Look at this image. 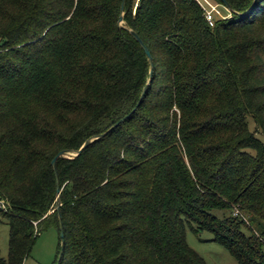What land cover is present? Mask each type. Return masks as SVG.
<instances>
[{"label":"trees","instance_id":"16d2710c","mask_svg":"<svg viewBox=\"0 0 264 264\" xmlns=\"http://www.w3.org/2000/svg\"><path fill=\"white\" fill-rule=\"evenodd\" d=\"M226 1L211 27L196 0H126L121 27L123 0H0V264L61 235L52 161L102 135L58 160L55 264H207L188 228L264 264V0Z\"/></svg>","mask_w":264,"mask_h":264},{"label":"rangeland","instance_id":"374dc122","mask_svg":"<svg viewBox=\"0 0 264 264\" xmlns=\"http://www.w3.org/2000/svg\"><path fill=\"white\" fill-rule=\"evenodd\" d=\"M213 6L218 7V11L222 16L216 15V18L226 19L230 17L228 10L223 5L216 3L214 0H208ZM250 128L256 132L254 122L249 119ZM258 139L264 142V135L260 132L256 133ZM222 217V212H215ZM236 214L243 217L247 222V218L236 210ZM187 244L191 249L198 253L207 264H237L234 257L222 245L212 241L213 236L209 233H196L190 228L187 229ZM10 228L7 222L0 226V251L3 258L8 259L10 254L9 248ZM61 235L56 228H49L41 233L30 256L25 260L24 264H55L60 256L59 251L61 245Z\"/></svg>","mask_w":264,"mask_h":264},{"label":"water","instance_id":"95a60500","mask_svg":"<svg viewBox=\"0 0 264 264\" xmlns=\"http://www.w3.org/2000/svg\"><path fill=\"white\" fill-rule=\"evenodd\" d=\"M222 1H223V4H224V7L232 14L233 10H232L231 6L229 5V3L226 0H222ZM256 2H257V0H254V4ZM125 3H126V0H123L122 6H121V16H120V25H121V27H122V25L124 23ZM130 32H131L132 36L136 39V41L141 45L142 49L145 51L146 55L149 58L150 65H151L150 76L152 77L153 73H154V68H153L154 61H153V58L151 56V53H150L148 47L143 42V40L140 38V36L137 33L133 32V31H130ZM147 91H148V86L144 89V91L142 93L141 99H140V101H139V103L137 105L138 107L141 106V104L143 103V99H144ZM134 112H135V110H133V112L131 114H133ZM129 117H130V115L127 116L125 119H127ZM119 124H117L116 126H118ZM103 136H105V135L94 137V138L88 140L84 144V146L77 152L62 151L52 161L51 165H52V168H53V170L55 172V175H56V178H57V194H58V199H57V202H56L55 211H57V213L59 215L61 240H62V242H61V253H60V256H59V262H60V260L62 258L63 251L65 250V243H64V224H63V219H62V215H61V206H62V204H61V192H62V190H61L60 185H59L58 160L61 159V158H66V159H75V158H77L87 147H89V145H91L93 142L101 139Z\"/></svg>","mask_w":264,"mask_h":264},{"label":"built area","instance_id":"2783aa9c","mask_svg":"<svg viewBox=\"0 0 264 264\" xmlns=\"http://www.w3.org/2000/svg\"><path fill=\"white\" fill-rule=\"evenodd\" d=\"M196 1L203 8L207 22L209 23L211 27H213L215 24L216 15L222 16L221 12L218 11V7L213 6L208 0H196ZM230 16H231V13H230ZM0 204L4 207V203L1 200H0Z\"/></svg>","mask_w":264,"mask_h":264}]
</instances>
